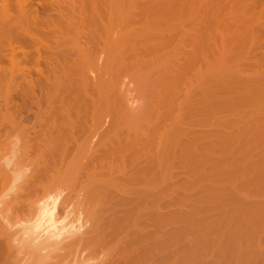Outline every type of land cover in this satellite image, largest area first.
Segmentation results:
<instances>
[{"label":"rangeland","instance_id":"rangeland-1","mask_svg":"<svg viewBox=\"0 0 264 264\" xmlns=\"http://www.w3.org/2000/svg\"><path fill=\"white\" fill-rule=\"evenodd\" d=\"M23 1L26 5H29L27 4L28 1L26 0ZM41 1L40 3H42ZM69 1L70 3L72 2L71 0ZM69 1L67 0L68 3L66 2L67 3L66 8L68 5L70 9L72 7L74 8V6L81 9L79 7L80 6L79 3L81 2L78 3V1L80 0H78L77 2L73 0L74 1V3L72 2L73 5H71ZM139 1L140 0H138L136 3H133L130 0L131 4L129 5L133 6V7L131 6L132 7L131 10L133 11V20L131 17L132 15L128 14L130 11L127 12L126 9L122 7H121L122 9H125L123 10V12L125 13L126 11V13L122 15L123 12L120 9L117 10L118 11L117 13L120 14L117 15V17L113 16L115 19L117 18L119 20L121 19L120 21L116 20L118 21V23L114 21V26H113L114 29H116L115 27H117L119 34L121 33L122 30L123 31L125 30V27L123 25L130 24L129 25L130 27L133 25L131 28L136 30L135 32L134 30L130 29V27L128 26L129 27L128 35L131 40L128 38L127 34L126 37L129 39V42L128 39L124 37L125 34L121 33L123 36L121 40L125 38L124 43L126 44L123 45H126L127 49L131 45V43H133L132 40L135 41L134 45H136V41L143 37L141 34L144 31L147 32L143 33V35H147L146 36L147 39L150 40H152L151 36L153 35V32L155 35L157 32L154 30V28L156 30L158 29L157 32L158 34L160 33V31H162V28L160 27L157 28V27L161 25L163 22L160 24L159 21V24L157 23V27L151 24L154 23L155 22L154 20H157V18L153 17L155 15L151 11L149 12V9L141 7ZM205 1L207 0H204L203 2ZM238 1L243 2L244 0H236V1L221 0V2L219 1L220 2L219 7H217L216 5L215 7H213L215 9L212 8V10H208L206 14L207 16L205 15V17H208L207 19H209L208 20L209 22L208 23L205 22V23L209 24L212 27L211 28L209 25H208L209 27L207 26L209 28L208 30H210L209 36L213 34L211 36V39L209 37L210 46L212 45L211 47L212 51L210 50V59L212 63H214L211 64V66L213 65L214 67L212 68L214 70L216 68L215 71H217L215 72L212 68L210 70V75H211V71L213 70L212 73L214 72L215 73L214 75L213 74L212 75L216 77L215 78L216 81H215L213 76L211 75L213 79L210 77V80H212L213 82L209 84L210 88L208 87L209 88L207 89L208 91L206 90L209 96L211 95L210 98L208 96V98L210 99V103L206 105L209 101L206 103V101L208 100L207 95H206L207 98L206 100V98L203 97V93H202V97L205 100L206 104L203 105L202 102H204V100L201 99L202 101L200 100L199 102H201L202 106L204 107H202L200 103H198L199 106L197 105L198 101H196L197 100L196 98L199 97L200 92L199 94H197L198 97H195L194 96L195 92L193 93L192 90L190 89L191 87L192 89L194 88L196 89V85H193L194 80H191L192 77L194 79L195 72L194 74L189 73L193 69H190L189 71L186 69L187 71L185 70L186 72H183V74L181 75L183 79L181 76H179L177 79V84L175 83L170 88H165L168 91L170 90L171 95H173L172 93L175 90L178 92L180 91V93H177L175 97L176 100H177V96L180 95L179 97L181 98L182 94L187 95V97L189 95H193L195 97V99L193 98V100L196 101L195 104L198 107L195 104H193L192 107L195 106L196 110H199L201 107L209 108L210 110H208L207 114L210 116V118L208 117L210 121H208L207 117H204V115L206 116V114L203 115L204 111L202 108H201L202 111H200L201 109L199 111L200 114L204 117V119L199 113L197 114V111L195 112V110H194L195 114L193 115L192 114L193 110H190V108L187 106L189 105L188 104L189 101L186 104L187 100L186 98L184 100L183 99L184 97L182 98L184 100L183 101L184 103L183 102L180 103H182L185 106L183 107L182 104L179 105L180 103H178L177 105L179 107L178 108L176 106L177 102L175 104L173 102L174 105L172 104L171 109H169V107L166 108L169 110V112L168 111L166 112V110H162L163 106L164 107L166 106L164 105V103L165 102L168 103L167 96L164 97V99L167 98L166 99L167 101L166 100L164 101V99H162L161 105L160 102H158L157 99H155L154 97V100L157 101V105H156L157 109L160 110L161 107L159 108V106H162L161 110L163 112L159 111L157 117L156 114H153L156 113V109H152L155 107V103H153L154 104L153 106L152 102L150 101L152 98L151 96L152 95L155 96L154 93L158 88L162 90L164 88L160 87L159 84H156L155 82L150 83V82H145V80L149 81V79L153 77L154 74L152 75V72L155 70L154 68L159 66L160 64L162 65L164 60L162 61V63H160L159 61L160 63V64L158 63L159 65L156 64L154 66H150V65L147 66V67H152L153 69L150 68V70L152 69L153 71L151 70L152 71L150 72L151 76L147 75L146 77L147 79L145 80L143 79L144 76H141L139 72L140 70L138 69L137 66H136L137 67L136 70L138 71L137 73L138 75L140 74L139 76L138 75L135 76L137 80L136 79L131 80V78L132 77L135 78L134 75H136V73L134 74L135 67L133 65H132L134 67L132 69L133 71L129 67H128L129 69L125 70L126 72L132 71V73L134 74V75L131 74V78H129L131 80V83L134 81L132 84L129 83L130 81L129 79L123 78V81L124 79L128 80L125 82L126 84L128 82L129 85L127 86H130L128 87L129 89L127 90L130 93L126 91L128 95L130 94L129 96L132 95L129 98V101L130 102L132 100H133L132 102L135 101L134 102L135 110L137 104L138 107L140 104H141L140 106H143L145 104L144 107L146 109H148L147 107L149 106V110H148L149 113L146 112L147 110L144 109V107L143 108L140 107L141 108L140 112L143 115L138 112L139 108L136 110L137 112L133 110V112L135 111V114L137 115L131 114L129 111L127 115L128 114L133 115V118L135 120L130 115V118L133 121L127 117V119L125 118V120L127 121L124 122L123 124V123H119L122 122L121 121L122 118L120 119L116 118L117 120H119V122L115 123L116 122L115 121L110 127H108L106 125L107 123L105 122L106 120L105 116L104 115L102 116L105 119L102 118L101 114H99L100 112L97 115V112H95L96 113L95 114L91 112L89 108H88L89 111L88 110L86 111L87 116L85 115V122H89V121L92 122L93 120L92 122L93 124L90 123L91 127H93L92 125H94V121L98 120L97 122H99V119L96 120L95 117L100 116L102 120L104 119L103 120L104 123L101 122L104 128L101 125L102 129H100L104 135L102 134V132L93 134V135L97 134V137L96 135L94 136V140L97 142L98 146L101 144H102L101 146L103 145L109 146L110 142L112 144L115 143L117 144V142L118 143L120 142L119 144L121 145V143L123 144L125 143V141L122 142L119 140H122L124 136L130 137L131 135H134L136 137L138 135L139 139H144L147 136L144 133L148 134L149 130L152 129V128H148L149 129L148 130L147 127L151 125L154 126L156 124L158 125L157 128L158 127L160 128L159 123L161 124L160 122L161 118L159 119L158 117L159 115L161 117V112L162 115L165 116L166 114L165 115L163 114L164 111L165 113L169 114V118H170V114L173 113V118L175 119H177L176 117L179 116L180 114L189 111L191 112L192 116H194L193 118H197L199 119V121L197 119H196L197 122L191 120V122H189L190 124H186L185 126L184 122L188 123V121H190L188 118L192 119L191 118L192 116L188 117L186 115L188 113L186 112V114L184 113L183 116L186 115L187 118L181 117L180 119L182 120L186 119L187 121L185 120L183 124H181L182 121L179 120V123L177 124L178 121L176 120L177 121L176 122L174 120L173 122L174 124L173 123L169 124L170 129L167 128L168 123L167 124L165 123L167 126L164 125V127H166L165 129H168L169 131L165 130L163 131V133L159 132L162 133L163 135L166 132L172 133L173 131L171 132V130L175 131L176 129L179 128L182 130L181 131L182 133L187 129L188 130L201 129L204 126L205 127L208 126L207 123L211 122L209 123V125H211L209 126V130L210 132H212L210 135L212 141H209L208 138L209 142L207 143H209L210 145L206 144V147L207 146L209 147L204 149L203 147L198 146L202 144L200 143L202 139L199 142L197 141L196 144L197 145L196 149L198 148L197 155H199L198 156L199 159L197 157L196 159L200 160L201 164H199L200 161L197 162L198 160H194L192 163H188V164L184 163L185 165L181 163L183 165L178 164L180 166H174V164H171L172 163L171 160L169 161L167 160L166 161L167 163L166 162L165 163L168 164L169 162L170 166L169 165L168 166L170 168H168V166H165L166 164H164L163 171H164V175L166 174L165 178L163 179L152 178L154 179L153 180L154 182L152 181V179L151 181L150 179H147L145 181L122 180V179L120 180V178L115 180L111 179L109 177L110 175L108 174L109 175L108 176L106 174L108 172L105 173L107 167L104 168L106 164H109L108 163L109 157L105 154V152H103L107 146L103 148L97 147L99 149L98 153L100 152L99 154L104 155L105 157L99 155L101 159L100 157H97L96 158L97 160L95 159L93 163L91 161L94 159V157L91 156L90 153L84 152L86 156L84 157V155L82 156V153L79 152L82 158L89 159V160L83 159L85 161L84 164L81 163L83 161L80 162L79 160L81 156L80 157L78 156L79 158L77 157L79 160L77 163L76 161L77 158H75L76 154L75 155L73 154L75 151L74 150L71 151L67 149L68 151H71V153L74 151L72 153V155H74L73 160L75 159L76 161V163L75 161L74 163L77 164V168L80 166L81 167L79 169H76L74 167V164L70 160L71 154L69 155L67 154L69 156L68 159L70 160V164L72 163L73 165L71 164L72 166L70 167V171H67L66 173V133H68L66 131H69L70 133V131H72V129L69 130L70 128L76 127L77 125L82 126V124L80 125L77 124L78 121L80 123L84 122V121L81 122L80 119L77 118L78 116L73 111H72L73 113L70 116L72 118V119L70 118L72 123H70V120L66 121V75L62 76L61 77L62 79L60 78V81L55 83V86L56 84L59 85V87L57 86L58 88L56 87L57 90L55 87L51 89V95L56 94L58 92L57 96H53V99L52 98L50 99L52 100V105L54 104L53 108L59 109V112L55 115V117L53 118L51 117V119L47 118L44 115V113H42L45 110L44 102L42 104L41 103L39 104L40 107L39 106L35 107V105L29 103L28 99L26 100L25 98H22L24 95H25L24 97H26L27 92L25 93V91H27L28 89L26 90L24 88L25 91L23 95L22 94L23 87H26L23 86L24 81L17 82L18 79L15 78L20 73L21 70L20 61H17L20 58L17 59L18 50H16L19 47L15 42H13L14 39H12L11 42L9 41L10 43L7 44L6 42L7 36L6 38H4L3 36V34L5 35V33H2V35H0L1 36L0 38L3 37V41L2 39H0V42L2 41L3 43V44L0 43V45L2 44L1 46H3V48L0 46V51H1L0 54H2L0 55V233L6 236V240L3 244L7 245L9 248L6 264H264V24H263L264 22H262V19H264V0H256L258 1L257 3L255 0L254 2L253 0L252 1L245 0V2L243 3H239ZM233 4L234 5L237 4V6H234ZM123 6H125V4ZM130 6L128 8H131ZM196 7L198 8V11L197 8L192 9L191 7L190 9L187 7L188 8V10L186 8L187 12L185 10H183V12L179 11V15L178 12L174 10L173 14L171 15L174 16V13L176 12L177 15H175L174 18L176 17L175 19L176 20L179 19V21L174 20V18H172L173 16L170 15L171 16L170 17L168 15L166 16L167 17L166 20L168 22H166L165 20L166 27L164 28L168 29L175 22L176 23L179 22L181 24V20L183 22L186 20L185 22H187V19L188 21H190L189 23L187 22L188 24L185 23L187 26L190 25V23L195 24L201 20L204 22L205 20L203 19L205 18H199L200 20L198 19V17H200L203 14L202 11L203 8L201 7L202 9H200V7L198 6ZM70 9L68 10L66 9L67 10L66 12L71 14V16L74 15L73 16L74 20L73 18L69 19L72 20L71 21L72 27H69V30H71L69 32V35H71L72 33L73 38L76 40L78 36L75 34H79L82 29L83 30L85 29L84 32L85 34L82 33L83 31L80 34V35L83 34V36L84 35L85 36L82 37L79 35L81 37V40H85L86 39L85 37L88 35V32H86L87 27L85 26L84 28V25L86 23L85 22L86 19L90 17L91 10H89L90 8L88 9L86 8L87 11L89 10V12L80 10L81 12L83 11L84 15H81L79 16L80 18H77L76 16L79 13L77 12L74 13V11H71L73 12L71 13L69 12ZM190 10L191 11L194 10L195 13H192ZM0 11H2V9H0ZM49 11L47 9V11L45 12L49 14ZM132 11L130 13H132ZM135 11L136 13L139 14V15L136 14L138 16L135 15ZM37 12L38 11H35L34 13ZM52 12H50V14ZM81 12L80 14H83ZM107 13L105 12L104 14ZM142 13L143 14L147 13L145 14L146 17L142 15ZM240 13L244 15H241ZM5 14L7 15V11ZM152 14L153 16H151ZM187 14L190 15L187 16ZM193 14H195V16L197 14L196 18L192 16ZM258 14L261 15L259 16ZM85 15L88 16L86 19H84L86 17ZM125 15L131 18H127ZM34 16L37 15L34 14ZM51 16L53 15L51 14L50 17ZM82 16H84L83 20H82ZM257 16L260 17V20L258 19ZM3 17L4 16L2 15L0 17V28L1 26H3L2 28L4 29L6 28V26L4 25L6 23H4L5 19ZM68 17L71 18L70 15H68ZM36 18L38 22L37 27L40 30L42 29L43 32H45L47 29L48 32L51 30L52 27L50 25H47L45 23L46 25L45 26L43 24L44 22L43 21L41 22V20L38 19V16ZM114 18L112 19V22ZM138 18L140 20V23L141 21H143V18H145L144 20L145 22L147 18L149 21H154L151 23L148 22L150 23V25H153L154 28H152L153 26L149 28L148 27L149 24L145 25V23L143 27H141L143 24L139 26L138 24L140 23ZM108 19H109V15L108 16L106 15L105 17L104 16L99 17V20L103 21L100 22L104 23L105 25L109 24V23H105V22H109L107 21ZM163 19H165V17ZM246 19L247 21H249V23L248 22L245 23ZM89 20L90 18L88 19L87 24L89 23ZM192 20L193 21L197 20V21L193 23ZM173 21L174 23L170 24ZM74 22L81 24V25L79 24V26L82 27V29L81 28H80L81 30L78 29L80 30L79 33L78 32L76 33V31H74L73 29V27L75 26ZM97 22L98 19L97 21L92 22L91 25L89 23L88 26L91 28L93 24V27L95 28L97 27L101 29L103 25H101L100 22L98 23ZM125 22L126 24H124ZM41 23L43 25H41ZM120 23H123V25H120ZM165 23H163L161 26L165 25ZM222 25H224V27ZM145 26L148 27L147 30ZM176 26H178V24ZM76 27L78 26L76 25ZM2 28L0 29V33ZM191 28H193V25ZM165 29L162 32L166 33ZM88 30L90 29L88 28ZM92 30H97V29H92ZM103 30H99L100 34H102ZM137 30L141 31L142 33L141 34L140 32L138 33ZM150 31H152L151 35L149 34ZM162 32L160 33V35L162 34ZM119 34H118V38H120L121 36V34L120 35ZM155 35H153L152 38L154 37V39L156 38L159 39L158 37L159 35L156 36ZM237 35L239 36L238 38ZM250 35L252 36V38ZM118 38L116 40L117 42L115 41L114 44L115 48L113 49L118 48L119 50V47L122 46L121 45L118 47L120 43H123V41L120 42ZM144 38L145 36L142 38V40ZM142 40H140V42ZM144 40H143L144 43L147 45L149 41H147L146 39ZM118 41L120 43H118ZM106 42L108 43V41ZM155 42L156 40L152 44L155 45ZM217 42H219L220 44ZM111 43L112 42H110V45H112ZM138 43L139 41H137V45ZM150 43L149 46H151ZM157 43L158 42H156V44ZM10 44H12L11 46H13L14 48L13 47L9 48L11 47L8 46ZM171 44L172 43L169 44L171 49L170 51L168 47L169 45H166L167 47L165 46L167 48V51H165L166 50L165 47L164 48L160 47L161 50L163 49L162 51H165V54H163V52H159L160 51L159 47H154L156 49L158 48V50L155 49L156 51H158L155 52L156 54L158 53L157 54L158 59L156 58L157 60H159V53L165 56V61H168V58L166 59V56L169 55H171L169 57H172L173 55L177 56L176 53H178L179 51L178 49L180 48L176 49L175 47H173L174 44L172 46ZM186 45L184 44L183 47L185 48ZM219 45L221 46L219 47ZM99 46H96V48L94 47L93 49L95 50L92 49L94 54L97 53L96 55L92 54V57L93 56L95 58L100 57L99 59H101L102 57L100 56L99 53V49H100ZM157 46L159 45L157 44ZM130 47H133V45H131ZM151 47L145 46V48L149 49L150 51L152 49ZM122 48H125V46L124 47L122 46ZM122 48L120 49L123 50ZM154 48L152 49L153 51H155ZM236 48L238 49V51ZM10 49H13V53H15V54L12 53V57L11 55H9V53L11 52ZM223 49H226V51L229 49V52L227 51L225 53L224 52L225 50L223 51ZM126 50L125 52L124 51L122 52L129 53V51ZM141 50L142 49H140L139 52ZM5 51H10V52L5 53ZM150 51H148V53H150ZM232 51H236L237 53ZM131 52L132 51H130V53ZM217 53H219V57ZM223 53L226 54L224 55V57H222ZM47 54L46 56H50ZM142 54H143L142 56L143 59L148 56V55L144 56L145 55L144 53ZM231 55H233V57H231ZM3 56H6V59L5 57L4 59H2ZM50 57H48V59L44 58L45 60L43 62L35 66L32 73V78L37 79V77L38 78L41 77L37 75L38 73H40L41 75L42 72L43 74H45L46 73L45 71L46 70L48 71L50 67L49 65H51L49 64V62L53 60L52 57L51 58ZM129 57H131L130 54ZM129 57L127 56L126 60L133 59L134 56L132 55V58ZM230 58L233 59L231 60ZM99 59H98L99 62L96 59L97 64L100 63ZM145 59H148V57ZM10 61L12 64L10 63ZM92 61L90 60L89 63L91 62V65L95 64L94 66L89 65L87 61L85 67L86 70H88L87 68H89V72L91 71L90 74L92 73L93 75L95 71H97L99 64L96 67V63ZM131 62L129 61L128 63ZM217 66L219 69H221V71L217 68ZM16 70L17 71L19 70V72H17ZM144 70L145 72H148L146 71V69ZM202 70L204 71V68ZM141 71L142 73H144L143 70ZM122 74L123 72H121L120 75L122 76ZM128 75H130V72L129 74L128 73L126 74V77ZM183 75H185V77L187 78L189 77L190 78L189 80L191 81H189ZM140 76L142 78H139ZM197 78L195 79V83ZM185 79H187L189 83L191 82V84L188 83L185 84V82L183 83L182 80ZM178 80L180 81V83H178L179 82ZM139 81L141 82L142 85L139 84L140 83ZM142 81L144 82L142 83ZM136 82L138 84H136ZM26 84L28 85L29 83ZM147 84L150 86L153 85L155 87L152 88L153 91L155 90L154 93H151L152 89L149 88L150 86H148ZM187 85H189L190 88L187 87ZM18 87L20 88V90ZM34 87H35L34 89L35 92L37 86ZM173 87L175 88V90L173 89ZM179 88H183V89L178 90ZM31 89L29 91H31ZM188 89H190L193 94H189L190 90ZM210 89L212 90V92H210ZM187 90L189 92H187ZM37 91L35 92V94L37 93L40 94L39 89H37ZM52 91H56V93ZM63 92L65 93L64 96H63ZM150 93L152 95L147 96ZM133 95L135 96L133 97ZM191 98L192 96L190 97V99ZM145 100L146 101L149 100V102H151L150 103L151 106L149 105V102H146ZM154 100L152 98V101ZM143 101L145 102L143 103ZM178 101H181V99L180 100L178 99ZM22 102L25 103V106H23L24 104H22ZM147 103L148 106L146 105ZM43 105L44 107H42ZM22 106L24 108L26 107L27 108L24 109ZM54 106L57 107L55 108ZM38 107L40 109L42 107L43 111L41 112ZM150 108L152 109V111ZM99 109L100 111L102 110L101 111V113L103 112L102 114L105 113L103 109L101 108ZM210 111L211 114H209ZM37 112L39 113L41 112L39 115L37 114L39 117L35 115ZM80 113H82V111ZM145 114L146 115L153 114V116L155 115L154 120L156 119V121L152 120L154 121V123L151 122L153 123L151 124L150 121L151 119H153L151 118L153 116L149 115L151 118L149 119V116L148 115L146 116ZM174 114H178V115L175 116ZM191 114L189 113V115ZM197 115L199 116V118ZM137 116L138 117L140 116L139 117L140 119L137 120ZM120 117H123L122 120L124 121V116H120ZM142 118L143 120L145 118L147 120L149 119L150 125L148 121L145 120L146 121V122L144 121L145 124L147 123L149 126L144 127L145 125H143V128L141 127L140 129L139 128L140 126L138 127V125L142 126V124H144V122H142L143 120H141ZM169 118L166 115L164 122H166V119H168L167 121L170 122L171 120H169ZM88 119H92V120L88 121ZM206 119L207 122L205 121ZM44 121H46L47 124H51L48 131L50 133H53V137L51 138L47 137L43 141L41 140L42 138L40 137L37 138L35 136H36V132L39 131L40 128L42 127L41 125L44 124ZM201 121L205 122L207 125L203 124L202 126L200 124ZM66 122L67 123L69 122L68 125L73 124V122L74 124L71 125L70 128H68ZM75 123L77 125H75ZM88 124L89 123H86V127L90 128ZM97 124L98 123H96V126H99L100 122L99 125ZM134 124L137 125V127H135ZM182 125H184L185 128ZM78 126L76 127V129H74L76 134H74V130L73 132H71V134L73 133L72 134L73 137L78 133L80 134L82 130H84V132H86L87 130L85 124H83L82 126L83 128L85 127L84 129L78 128ZM96 126L94 127L96 128ZM66 127L68 128V130H66L67 129ZM181 127L184 128V131ZM144 128L147 130H145ZM154 128L156 129V126H154L153 129ZM77 129L78 130L82 129V130L81 132L80 130L79 132H76ZM110 129L112 130L114 129L116 131L114 130L110 131ZM137 129H140V131L144 129V131L146 132L143 131L142 132L145 135V137L143 135H142L143 137H141L140 136L141 132H139ZM160 129L159 131H162ZM89 130H92V128ZM179 130L177 133L178 135H176L179 136L178 138H180V135L182 136V133ZM84 132L82 134H84ZM135 132H137V135L132 134ZM156 133H158V131ZM156 133L154 134V136L157 135ZM159 135L160 134H158V136ZM158 136L156 138H158ZM166 136H169L168 139L172 137V135L170 134L167 135V133ZM119 137L121 139H119ZM129 137L128 139L127 138L124 139L126 140V143L128 141L132 142V140L136 139V138L135 139L132 138L131 136L132 140H130L131 138L129 139ZM116 138H118L117 141ZM174 138L175 135L173 132V139ZM178 138H176V140L174 141L170 139L171 141L169 140L168 142L166 141L167 139H165L164 141H160L161 138H159L160 142H157V144L167 145V143H169L170 146L172 145L175 146L179 140ZM153 139L154 137H152V140ZM112 140H114L115 142H112ZM157 140L158 139L153 140L152 142L154 141L156 142ZM155 144L156 143H153V145ZM203 144L205 147L204 142ZM166 145L165 148H167ZM69 146L71 145L69 144ZM170 149L171 147L169 148V150ZM207 149L211 150V154L208 153L209 150L207 151ZM169 150H167V152ZM166 155L167 153H165L164 157L168 159L169 156L167 157ZM206 155H208L207 158L205 157ZM90 156L93 158L91 159L88 158ZM106 156H107V160L105 159ZM129 156L125 159L126 165H128L127 161L132 160ZM131 157L133 158L135 156H131ZM163 160L165 159L163 158ZM208 160L210 161L209 163H211L210 165L206 164ZM79 162L80 165H78ZM95 162L98 163V166L96 165ZM99 163L100 164L102 163V166L99 165ZM114 163L119 164L120 161L115 160ZM196 163H198L199 165H202V163L205 164V168L204 165L200 167L193 166ZM93 164L96 166H93ZM72 167H74L75 169H73ZM170 173L172 175H170V177H167V174L169 176ZM188 173L189 175L191 174L192 180L190 178L186 179ZM116 174L117 173H115L114 175ZM189 175L187 177H189ZM6 178L9 179L7 185H5ZM173 178L174 179L178 178V179L173 180ZM133 181L135 183H132ZM139 183L140 184L143 183V184L140 185ZM154 190L155 191L159 190V192H162V194L158 197L155 196L157 198H154L150 194Z\"/></svg>","mask_w":264,"mask_h":264},{"label":"bare ground","instance_id":"bare-ground-1","mask_svg":"<svg viewBox=\"0 0 264 264\" xmlns=\"http://www.w3.org/2000/svg\"><path fill=\"white\" fill-rule=\"evenodd\" d=\"M26 1H28L27 2V4H29V5H26L25 3H24V1L23 0H0V2H1V5H0V9H2V11L5 9L6 11H7V15L5 14L6 13V11H5V13H4V11H3V13H2V11H0L1 13H0V17H1V15L2 16H4L3 18L5 19L4 21V23H6V24H4L5 26H6V28H2L3 26H1V28H2V30H1V33H0V35H2V33H5V35L3 34V36H4V38H6V36H7V40H6V42H7V44H9L10 42H11V40L12 39H14L13 40V42H15L16 44H17V46L20 48V50H19V48L18 49H16V50H18V58L17 59H19V60H17V61H20V65H21V70H20V73L15 77V78H17L18 79V81H17V79H16V81L17 82H19V81H24V84H23V86H26V87H23V95H24V91H25V89L27 90V91H25V93H26V97H24L23 95V97L22 98H25L26 100L28 99V101H29V103L30 104H32V105H35V107L36 106H39L40 107V103L42 104L43 102L45 103V110H44V112H42L43 111V109H42V107H44V105L41 107V109L39 108V110L42 112V113H44V115L47 117V118H50L51 119V117L53 118V117H55V115L59 112V109H57L55 106V108L56 109H54L53 108V105H52V100L50 99V98H52L53 99V96H57L58 95V92L56 93V91H52V92H54V93H56V94H52L51 95V89L52 88H56L57 86L59 87V85H57L56 84V86H55V83H57L58 81H60V78L62 77V76H65L66 75V121H69L70 120V123H72L71 122V114L74 112L78 117V119H80V121L81 122H83V123H80L79 121L77 122V124H82V126H83V124H85V127H86V123H89L88 124V126L90 127V128H88V127H86V132L89 130V129H91L92 128V130H89L87 133L86 132H84V130H82V129H84L82 126H78L76 123H75V125H77L78 126V128H82L81 130H82V132H81V130H80V134L81 135H84V136H81L79 133V135L77 136V135H75L74 137H73V133L71 134V132H73V130L74 129H76V127H73V128H70V126L71 125H73L74 124V122H73V124H69L68 125V123L66 122V124L68 125V128H70L69 130H71L72 129V131H70V133H69V131H66V132H68V133H66V173H67V171H70V167L74 164V167L76 168V169H79L80 167H78L77 168V164H75L76 163V161H77V163H78V161L80 160V162L81 161H83V162H81V163H83L84 164V160L83 159H85V160H89V159H87V158H82V156L84 155V157H86L85 156V153H90V155L91 156H93L94 157V159L91 161L92 163H93V161H95V159L97 158V157H100V156H104V155H100L99 153H98V148L97 147H100V148H103V147H105V146H107V145H103V146H101V145H99L98 146V144H97V142L94 140V136L96 135V137H97V134H95V135H93L94 133H101L102 131L100 130V129H102L101 128V125H102V127H103V124H101V122L102 123H104L103 122V120L106 118V120H105V122L107 123L106 125L108 126V127H110L112 124H113V122H115V123H118L119 122V120H117V119H120V118H122L123 119V117H120V116H124V121L121 119V121L122 122H119V123H123L124 124V122H126L127 120H125V118L127 119V117L130 119V120H132L131 118H130V115L131 114H135V111L138 109L139 111V113H141L140 111H141V108L140 107H144V105L143 106H140L139 105V107H138V104L136 105L137 107H136V110L134 109V102H130L129 101V98L132 96H129L128 95V93H126V91L129 89L128 87H130V86H127V85H129L128 84V82H127V84H126V82L125 81H128V80H126V79H129V78H131V74H133L132 73V69L135 67V71H134V74L136 73V75H134V77L135 76H137L138 75V71L136 70L137 69V67H138V69L140 70L139 72H140V74H141V76H144V80L145 79H147L146 77H147V75H150L151 76V74H150V72H152L153 70V68L152 67H147L148 65H150V66H154V65H156V64H158L159 63V61H160V63H162V61H163V64L161 65L160 63V65L159 66H157V67H155L154 69V71L152 72V75H153V77H149L150 79H149V81H146L145 80V82H155L156 84H159V86L160 87H163L164 89L165 88H170L171 86H173L175 83L177 84V79H178V77L179 76H181L182 74H183V72H186L187 70L189 71L190 69H193L191 72H189L190 74L192 73V74H194V72H195V77L197 78V80H196V83H195V77H194V79H193V77H192V79L191 80H194L193 81V85H196V89L194 88V89H192V87L190 88L189 87V85H187V87H189L191 90H192V92L194 93V96L195 97H198V95L197 94H199V92H200V94H201V96H200V94H199V97L198 98H200V99H198V98H196L197 100L196 101H198L197 102V105L199 106V104L198 103H200L201 104V106H202V103H203V105L204 104H206L208 101V103L206 104V105H208L209 103H210V96H209V94H208V90L207 89H209L210 87V83L211 82H213L212 80H210V77H211V75L213 74L214 75V73L215 72H217V71H215L216 70V68H215V70L212 68V67H214L213 65L211 66V64H214V63H212V61H211V59H210V50H211V47H212V45L210 46V41H209V37H210V39H211V36L213 35H210L209 36V34H210V30H208L209 28V24H206V23H208L209 21V19H207L208 17H205V15L207 14V11L208 10H212V8L213 7H215L216 5H217V7H219V5H220V2H221V0H207V1H205V2H203L204 0H140L139 1V3H140V6L141 7H144V8H146V9H149V12L151 11L155 16H153V14L151 15V16H153V17H155V18H157V20H154V18H153V20L156 22H154V21H149L148 20V18L146 19V22L144 21L145 20V18H143V21H141V23H140V20H139V18H138V20H139V23L140 24H138L139 26L141 25V24H143L141 27H143L144 26V23H145V25H148V27L150 28V27H152L153 25H155L156 27H157V23L159 24V21H160V24L163 22V23H165V20L167 19V17L166 16H170L171 14H173V12H174V10L175 11H177L178 12V15H179V11L180 12H183V10H185L186 11V8L188 7V8H190L191 9V7H192V9L193 8H197L196 6H198V7H200V9H202L203 8V14L200 16V17H198V19L199 18H205V19H203V20H205L204 22L201 20V21H198L197 23H195V24H192V23H190V25H186L185 23H189L190 21H188V19H187V22H183L182 20H181V24L179 23V22H175L174 23V21L172 22V23H170V24H173L172 26H174V27H172V26H170L168 29H165L164 27H166V23H165V25H163V26H161V25H159L157 28H162V31H164V29H165V31H166V33H164V32H162V31H160V33L162 32V34L160 35V33L158 34L157 32H158V29L156 30L155 28H154V26L152 27V28H154V30L155 31H157L156 32V35H159L158 37H159V39H157L156 37V39H154V37L152 38V36L153 35H155L154 34V32H153V35L151 36V39L152 40H150V39H147V35H143V33H145V32H147V31H144L143 33L141 32V31H139V30H137L138 31V33L140 32V34L144 37L145 36V38L144 39H146L147 41H149V43L151 44V46H153L154 44H152L155 40H156V42H158L157 44L159 45V46H157V44H156V42H155V45L153 46V47H151V46H149V43L148 42H146V43H148L147 45L144 43V41L142 40V38H140V39H138L137 41H139V43H138V45H137V41H136V45H134L135 44V41L134 40H132L133 41V43H131V45H133V47H128V49H127V46L126 45H123V44H126V43H124V39L125 38H127L126 37V34L128 35V28L130 27L129 25H123V23H120V25H123L124 27H125V30L122 32L121 31V33L122 34H125L124 35V39L123 40H121V38L123 37L122 36V34H121V36H120V38H118V34H119V31L117 30V27H115L116 29H114V21L115 22H117L118 23V21H120L118 18L117 19H115L114 17L116 16L117 17V15H119L120 13H117L118 11L117 10H120L121 9V11L123 12V10H125L126 9V11L128 12V11H132L131 9H132V7L129 5V4H131V2H133V3H136L137 1L135 0V2H134V0L132 1L131 0V2H130V0H128V3H127V0H125V2H124V0H80V1H78V0H74V1H78V3L79 2H81V3H79L80 4V8L81 9H79L78 7H75L74 6V8L72 7L71 9L68 7V5H67V8H66V4L68 3L67 2V0H39V1H37V0H26ZM36 1V2H35ZM40 1L42 2V3H40ZM69 1V0H68ZM73 3H74V1L73 0H71ZM220 1V2H219ZM231 1V0H230ZM236 1V0H235ZM252 1V0H251ZM256 1V0H255ZM67 2V3H66ZM70 3V1H69V3L71 4V5H73V3ZM130 2V3H129ZM239 3H243V2H245V0L243 1V2H240V1H238ZM253 2H254V0H253ZM258 1H256V3H257ZM261 2V1H260ZM78 3H77V6H78ZM132 3V4H133ZM69 4V5H70ZM125 4V6H123ZM225 4H226V2H225ZM230 4V3H229ZM250 4V3H249ZM258 4H260V3H258ZM75 5V4H74ZM139 5V4H138ZM234 5V4H233ZM239 5H242V4H239ZM238 5V6H239ZM131 7V8H128V7ZM225 6H228V5H225ZM232 6V5H231ZM234 6H237V4L236 5H234ZM250 6V5H249ZM71 7V6H70ZM125 8V9H122V8ZM139 7V6H138ZM140 7V8H141ZM202 7V8H201ZM216 7V8H217ZM230 7V6H229ZM228 7V8H229ZM252 7V6H251ZM49 8H50V11H49ZM78 10H77V9ZM88 8H90L89 10H91V14H90V20H89V23H90V25H91V23L92 22H94V21H97V19H98V22H100L101 20H99V17L100 16H108L109 15V19L107 20V21H109V22H105V20H104V22L105 23H109L108 25L106 24H104V23H101V22H103V21H101L100 22V24L101 25H103V27L101 28V29H99V28H95V27H93V24H92V27L90 28L88 25H89V23L87 24V22H88V19L89 18H87L88 16H86L85 18H84V16H82V20H83V18L84 19H86V23H85V25H84V28H85V26L87 27L86 29H87V31L86 32H88V35L84 38L85 40H81V37L80 36H82V37H84L83 36V34L82 35H80L81 34V32L82 33H84L85 32V29L83 30L82 29V27H80L79 26V24L80 23H75L74 22V24H75V26L73 27V29H74V31H76V33L78 32L79 33V31H80V33L79 34H75V35H77L76 37H77V39L79 38L80 40H81V42H80V40L78 41L77 39L75 40L74 38H73V34L71 33V35H69V32L71 31V30H69V27H72V25H71V21L72 20H69V19H72L73 18V16H71V14H69L68 12H66L68 9H70V11L69 12H71V11H74V13H79V14H77V18H80L79 16H81V15H84V13H83V11L81 12L80 10H84V11H87V9ZM188 8H187V10H188ZM236 8H238V7H236ZM242 8V7H241ZM240 8V9H241ZM41 9V10H40ZM47 9H48V11H49V14H50V12H52L51 14L53 15V16H51L52 18H54V19H52L51 17H50V15L49 14H47L45 11H47ZM52 9V10H51ZM67 9V10H66ZM73 9V10H72ZM86 9V10H85ZM103 9V10H102ZM128 9V10H127ZM143 9V8H142ZM213 9H215V8H213ZM232 9V8H231ZM89 10L87 11V12H89ZM107 10V11H106ZM221 10V9H220ZM219 10V11H220ZM244 10H246V9H244ZM35 11H38L37 13H34ZM40 11V12H39ZM100 11V12H99ZM126 11H125V13H126ZM191 11V10H190ZM195 11H196V9H195ZM197 11H198V8H197ZM202 11H201V13H202ZM218 11V12H219ZM222 11V10H221ZM229 11V10H228ZM237 11V10H236ZM240 11V10H239ZM80 12L81 13H83V14H80ZM86 12V13H87ZM107 13V14H104V13ZM120 12V11H119ZM128 13L129 15H132L131 17H132V20H133V11H132V13ZM139 12V11H138ZM141 12V11H140ZM143 12V11H142ZM145 12H147V11H145ZM187 12V11H186ZM192 13H195L194 12V10L193 11H191ZM216 12V11H215ZM217 12V13H218ZM234 12V11H233ZM248 12V11H247ZM262 12V11H261ZM36 14L37 16H38V19L39 20H41V22L43 21L44 23V25H45V23L47 24V25H50L52 28H51V30L48 32V29L45 31V32H43V30H42V32H41V30L37 27V16H34V14ZM54 13V14H53ZM71 13H73V12H71ZM100 13H102V14H100ZM124 12L122 13V15L123 14H125ZM176 13V12H175ZM174 13V16L175 15H177V13L175 14ZM197 13V12H196ZM231 13V12H230ZM246 13V12H245ZM5 14V15H4ZM136 14H138V13H136V11H135V15ZM145 14H147V13H142V15H144L145 17H146V15ZM149 14V13H148ZM182 14V13H181ZM180 14V15H181ZM241 14V13H240ZM251 14V13H250ZM263 14V13H262ZM68 15H70V17L71 18H69L68 17ZM139 15V14H138ZM138 15H136V16H138ZM141 15V14H140ZM141 15V16H142ZM188 15H190V14H187V16ZM213 15V14H212ZM215 15V14H214ZM235 15H237V14H235ZM241 15H244V14H241ZM253 15V14H252ZM255 15H257V14H255ZM259 15V14H258ZM261 15V14H260ZM259 15V16H260ZM67 16V17H66ZM114 16V17H113ZM126 16V15H125ZM125 16H123V17H125ZM135 16V17H136ZM171 16H173V15H171ZM170 16V17H171ZM174 16L172 17V18H174ZM194 18H196V16H197V14H196V16H195V14H193L192 15ZM207 16V15H206ZM208 16H209V14H208ZM216 16H217V14H216ZM6 17V18H5ZM114 18V20H113V22H112V19ZM127 17V16H126ZM131 17H127V18H131ZM140 17V16H139ZM165 17V19H163V18ZM191 17V16H190ZM211 17V16H210ZM239 17V16H238ZM256 17V16H255ZM258 17V16H257ZM176 18V17H175ZM174 18V20H176ZM187 18V17H186ZM189 18V17H188ZM237 18V17H236ZM254 18V17H253ZM253 18H251V19H253ZM152 19V18H151ZM161 19V20H160ZM191 19H193V18H191ZM212 19V18H211ZM255 19V18H254ZM258 19L260 20V17H258ZM73 20H74V18H73ZM116 20H118V21H116ZM135 20V19H134ZM148 20V21H147ZM190 20V19H189ZM200 20V19H199ZM249 20V19H248ZM176 21H179V19L178 20H176ZM193 21V20H192ZM191 21V22H192ZM197 21V20H196ZM196 21H193V23L194 22H196ZM235 21V20H234ZM252 21V20H251ZM256 21V20H255ZM97 22V23H98ZM135 22H138V21H135ZM143 22V23H142ZM148 22H154V23H151V24H153V25H150V23H148ZM166 22H168L167 20H166ZM183 22V23H182ZM206 22V23H205ZM231 22V21H230ZM249 23V21H247V19H246V22L245 23ZM254 22V21H253ZM252 22V23H253ZM262 22H264V19H262ZM187 23V24H188ZM259 23V22H258ZM261 23V22H260ZM42 23H41V25H43ZM124 24H126V22L124 23ZM169 24V23H168ZM178 24V26H176ZM224 24V23H223ZM238 24H240V23H238ZM264 24V23H263ZM3 25V24H2ZM40 25V24H39ZM40 25V26H41ZM76 25L78 26V27H76ZM81 25V24H80ZM105 25V26H104ZM132 25V24H131ZM192 25H193V28H191L192 27ZM209 25V26H208ZM228 25V24H227ZM230 25V24H229ZM251 25V24H250ZM4 26V27H5ZM46 26V25H45ZM83 26V25H82ZM108 26V27H107ZM129 26V27H128ZM133 26V25H132ZM131 26V27H132ZM195 26H197V27H195ZM208 26V27H207ZM223 27H224V25H222ZM226 26V25H225ZM241 26V25H240ZM248 26V25H247ZM130 27V29H132ZM146 27V26H145ZM148 27H146V30H147V28ZM211 27V26H210ZM227 27V26H226ZM237 27H239V26H237ZM254 27V26H253ZM259 27V26H258ZM0 28V29H1ZM81 28V29H80ZM88 28L90 29V30H88ZM103 28H104V30H103ZM120 28V27H119ZM212 28V27H211ZM242 28H243V25H242ZM250 28V27H249ZM46 29V28H45ZM78 29H80V30H78ZM92 29H99V30H103V32H102V34H100V32H99V30H98V32H97V30H92ZM121 29V28H120ZM132 30H134V29H132ZM149 30H151V29H149ZM193 30V31H192ZM223 30V29H222ZM258 30V29H257ZM90 31V32H89ZM96 31V32H95ZM135 32H136V30H134ZM133 31V32H134ZM152 31H153V29H152ZM152 31H150V35H151V32ZM149 32V31H148ZM225 32V31H224ZM230 32V31H229ZM247 32V31H246ZM245 32V33H246ZM249 32V31H248ZM75 33V32H74ZM93 33V34H92ZM96 33V34H95ZM116 33V34H115ZM221 33V32H220ZM235 33V32H234ZM257 33V32H256ZM85 34V33H84ZM89 34H90V36H89ZM119 34V35H120ZM134 34V33H133ZM239 34V33H238ZM80 35V36H79ZM101 35V36H100ZM111 35H112V37H111ZM155 35V36H156ZM230 35H232V34H230ZM240 35H242V34H240ZM248 35V34H247ZM254 35V34H253ZM89 36V37H88ZM219 36V35H218ZM217 36V37H218ZM221 36H222V34H221ZM234 36V35H233ZM251 36V35H250ZM1 37V36H0ZM104 37V38H103ZM220 37V36H219ZM235 37H236V35H235ZM239 36L237 35V38H238ZM256 37H257V34H256ZM256 37H254V38H256ZM117 38H118V40L121 42V41H123V43H120L119 41H118V43H120L119 45H118V47L119 46H125V48L127 49H125V48H122V46L121 47H119V50H118V48H116V49H113V48H115L114 47V44H115V41L117 40ZM128 38L130 39V37H129V35H128ZM127 38V39H128ZM132 38V37H131ZM251 38H252V36H251ZM0 39H2V41H3V37L2 38H0ZM83 39V38H82ZM100 39V40H99ZM103 39V40H102ZM126 39V40H127ZM129 39H128V42H129ZM135 39H137V38H135ZM240 39H242V38H240ZM244 39H245V37H244ZM243 39V40H244ZM98 40V41H97ZM125 40V41H126ZM131 40V39H130ZM140 40H142L141 42H140ZM154 40V41H153ZM2 41L0 42V43H2ZM10 41V42H9ZM43 41H44V43H43ZM84 43H83V42ZM102 41V42H101ZM106 41H108V43L106 42ZM153 41V42H152ZM187 41V42H186ZM214 41V40H213ZM71 42V43H70ZM102 44H101V43ZM110 42H112L111 44L112 45H110ZM117 42V41H116ZM143 42V43H142ZM174 42H176V43H174ZM181 44H180V43ZM185 42V43H184ZM229 42V41H228ZM247 42V41H246ZM15 43H13V44H15ZM100 43V44H99ZM106 43V44H105ZM141 43V44H140ZM170 43H172L171 44V46L173 45V47H175L176 49L177 48H180V49H178L179 51H178V53H176V55L177 56H175V55H173L172 57H169V56H171V55H169V56H166V59L168 58V61H165V56L163 55V54H165V51H167V46L166 45H169ZM180 45H179V44ZM186 43H187V45H186ZM217 43H219V42H217ZM227 43V42H226ZM3 44V43H2ZM1 44V45H2ZM104 44V45H103ZM145 44V45H144ZM176 44V45H175ZM185 44L186 46H187V48H186V46H185V48L183 47V45ZM220 44V43H219ZM228 44V43H227ZM0 45V46H1ZM12 44H10V45H8V46H11ZM99 45H102V46H99ZM140 45H143V46H140ZM182 45V46H181ZM45 46V47H44ZM96 46H99L100 47V49H99V53H100V56L102 57L101 59H99V58H95L94 56V60H93V57H92V54H94L93 53V50H95V49H93L94 47L96 48ZM136 46H138V47H136ZM145 46H148V47H151L152 49L154 48V47H159V49H160V51L159 52H163V54H161V53H159V60H157L158 59V53L156 54L155 52H158V51H156V50H158V48L156 49V48H154V50L155 51H153L152 49H151V51H152V53H155V54H152L151 53V51L149 50V49H147V48H145ZM166 46V47H165ZM177 46V47H176ZM179 46V47H178ZM221 45H219V47H220ZM224 46V45H223ZM240 46V45H239ZM2 48H3V46H1ZM13 46H11V47H9V48H12ZM98 47V48H99ZM105 47V48H104ZM134 47H136V48H134ZM141 47V48H140ZM163 47H165L166 48V50L165 51H162L161 50V48ZM169 47V51L171 50L170 49V45L168 46ZM213 47H214V45H213ZM227 47V46H226ZM231 47V46H230ZM249 47V46H248ZM5 48V47H4ZM14 48V47H13ZM120 48H122L123 50H121ZM181 48H182V50H181ZM184 48V49H183ZM218 48V47H217ZM232 48V47H231ZM8 49V48H7ZM7 49H5V50H7ZM93 49V50H92ZM106 49V50H105ZM140 49H142L140 52H139V50ZM227 49V48H226ZM226 49H223V51L226 53L227 51L229 52V49L226 51ZM237 49V48H236ZM262 49V48H261ZM2 50V49H1ZM11 50V52L10 51H5V53L6 52H10L9 53V55H11V57H12V53H13V49H10ZM16 50H14V51H16ZM106 52H104V51ZM114 50V51H113ZM118 50V51H117ZM125 50L126 51H129V53L128 52H126V53H123L122 51H124L125 52ZM181 50V51H180ZM218 50V49H217ZM221 50V49H220ZM235 50V49H234ZM130 51H132L131 53H130ZM148 51H150V53H148ZM212 51V50H211ZM214 51V50H213ZM237 51H238V49H237ZM1 52V51H0ZM50 52V53H49ZM103 54H102V53ZM218 52H220V51H218ZM232 52H235V53H237L236 51H232ZM20 53V54H19ZM47 53H49V54H47ZM98 53V54H99ZM142 53H144L145 55L144 56H147L148 57V59H145V58H147V57H145L144 59H143V54ZM3 54H4V52H3ZM13 54H15V53H13ZM46 54L47 55H50L51 57H52V61L51 62H49V64H51V65H49L50 67H49V69H48V71L46 70L44 73L45 74H43V72L41 73V75H40V73H38L37 75L38 76H41V77H37V79L36 78H32V73H33V70H34V68H35V66L36 65H38L39 63H41V62H43L45 59L44 58H46V59H48V57H50V56H46ZM97 54V53H96ZM96 54H94V55H96ZM102 54V55H101ZM129 54H130V56L131 57H129ZM134 56L133 57V59L134 58H136V56H137V58L136 59H134V61H133V59H128V60H126L127 59V56L129 57V58H132V55ZM138 54H139V57H138ZM0 55H2V54H0ZM104 55V56H103ZM164 56V57H161V56ZM217 55H218V57H219V53H217ZM222 55V54H221ZM224 55H226V54H224L223 53V55H222V57H224ZM229 55V54H228ZM20 56V57H19ZM154 56V57H153ZM175 56V57H174ZM235 56V55H234ZM4 57H5V59H6V56H3V58L2 59H4ZM50 57V58H51ZM96 57H98V56H96ZM161 57V58H160ZM221 57V56H220ZM231 57H233V55H231ZM7 58H8V56H7ZM157 58V59H156ZM172 58V59H171ZM10 59V58H9ZM8 59V60H9ZM96 59H97V61H98V59L100 60V63H96L97 61H96ZM154 59V60H153ZM160 59H162V60H160ZM213 59V58H212ZM231 59V58H230ZM233 59V58H232ZM231 59V60H232ZM11 60V59H10ZM14 60V59H13ZM92 61V62H95L96 63V67H97V65H98V68H97V71H95V73L92 75V73L90 74V72H89V68H87L88 70H86V62L88 61V63H89V61ZM155 60H157V61H155ZM126 61H132L131 63H128V62H126ZM136 61V62H135ZM152 61H155V62H152ZM99 62V61H98ZM149 62H151V63H149ZM157 62V63H156ZM166 62H167V64H166ZM10 63H11V61H10ZM136 63V64H135ZM12 64V63H11ZM19 64V63H18ZM130 64H131V66H130ZM137 64H139V65H137ZM251 64V63H250ZM89 65H91V62L89 63ZM95 65V64H94ZM93 64L91 65V66H94ZM129 65V66H128ZM134 67H133V66ZM216 65H217V63H216ZM137 66V67H136ZM16 67V66H15ZM132 70V71H125V70H127V69H129V68ZM142 67V68H141ZM145 67V68H144ZM191 67V68H190ZM20 68V67H19ZM146 69V71H148V72H145V70L144 69ZM150 68H152L151 70H150ZM204 68V71L202 70V69ZM211 68L215 71L214 73H212L213 72V70L211 71V75H210V70H211ZM217 68H218V66H217ZM221 68V67H220ZM14 69V68H13ZM148 69V70H147ZM187 69V70H186ZM196 69V70H195ZM219 69V68H218ZM141 70H143L144 71V73H142V71ZM150 70V71H149ZM186 70V71H185ZM220 71H221V69H219ZM11 71H13V70H11ZM17 71V70H16ZM202 71V72H201ZM17 72H19V70L17 71ZM121 72H123V74H122V76L120 75L121 74ZM125 72V73H124ZM129 72H130V75H128L127 77H126V74L128 73L129 74ZM148 73V74H147ZM221 73V72H220ZM14 74V73H13ZM12 74V75H13ZM139 74V75H140ZM145 74H146V76H145ZM225 74V73H224ZM138 75V76H139ZM198 75V76H197ZM212 75V76H213ZM139 77V78H142V77ZM184 77H185V75H183ZM231 76V75H230ZM122 77V78H121ZM182 77V76H181ZM218 77V76H217ZM225 77V76H224ZM13 78V77H12ZM121 78V79H120ZM123 78H126V79H124V81H123ZM138 78V79H139ZM152 78H153V80H152ZM185 78H187V77H185ZM212 78V77H211ZM213 78H214V80H215V78L216 77H214L213 76ZM212 78V79H213ZM62 79V78H61ZM134 80V79H136L137 80V78L135 77V78H131V80ZM182 79H183V77H182ZM188 80L190 79L189 77L187 78ZM187 79H185V80H182V82L184 83L185 82V84L186 83H188V84H191V82L189 83L188 82V80ZM219 79V78H218ZM218 79H217V82H218ZM122 80V81H121ZM130 80V79H129ZM131 80L129 81V83H131ZM135 80V81H136ZM191 80H189V81H191ZM210 80V81H209ZM179 81V80H178ZM216 81V80H215ZM134 82V81H133ZM132 82V83H133ZM140 82V81H139ZM144 81H142V83H143ZM181 82V83H182ZM228 82V81H227ZM233 82V81H232ZM26 83H29L28 85L26 84ZM60 83V82H59ZM58 83V84H59ZM131 83V84H132ZM178 83H180V81L178 82ZM19 84H21V83H19ZM26 84V85H25ZM130 84V85H131ZM136 84H138L137 82H136ZM139 84H141V82L139 83ZM145 84V83H144ZM149 84V83H148ZM147 84V85H148ZM30 85H31V87H30ZM127 86V88H126V86ZM142 85V84H141ZM19 86V85H18ZM34 86H37V89H39V91H40V94L39 93H37V94H35V92L37 91V89H36V91L34 92V89H35V87ZM135 86V85H134ZM137 86V85H136ZM146 86V85H145ZM148 86H150V85H148ZM21 87V88H22ZM29 87V88H28ZM57 87V88H58ZM142 87V86H141ZM144 87V86H143ZM186 87V86H185ZM186 87V88H187ZM209 87V88H208ZM212 87V86H211ZM19 88V87H18ZM25 88V89H24ZM32 88V89H31ZM57 88H56V90H57ZM90 88V89H89ZM132 88V87H131ZM135 88V87H134ZM147 88V87H146ZM149 88H155L153 85L152 86H150ZM157 88V87H156ZM31 89V91H29ZM133 89V88H132ZM132 89H131V92H132ZM163 89V90H164ZM173 89L175 90V88L173 87ZM181 89H183V88H179L178 90H181ZM190 89H188V90H190ZM19 90H20V88H19ZM135 90V89H134ZM145 90V89H144ZM143 90V91H144ZM163 90L162 89H160V88H158L156 91H155V93H154V91H153V89H152V92L151 93H154L155 94V96H153L151 93L150 94H148L147 96H149V95H152L151 97L153 98V100H154V97H155V99H157V101L158 102H160V105H161V100L162 99H164V97H166L167 96V100H168V103L167 102H163L164 103V105H166L165 107L163 106V109H162V106H159V108H160V110H158L157 109V107H156V105H157V101L156 100H154V101H152V98H151V102H152V105L154 106V104L153 103H155V107L154 108H152V109H156V113H153V114H156V117L158 116L157 114H159V111H162V110H166V112L168 111L169 112V110L168 109H166L167 107H169V109H171V107H172V104H173V102H174V104L177 102V104H176V106L178 105V103H180V102H183L184 100H185V98H186V104H187V102L189 101L190 102V100H191V102H192V104H191V102L189 103L188 102V104L190 105H187L189 108H190V110H193V112H194V110H195V112L197 111V114L199 113L200 114V111H202V109H203V115L204 114H206V116L204 115V117H207V119H208V117L210 118V116L207 114V112H208V110H210L209 108H202V107H204V106H202L200 109L199 108H197V109H199V110H196V107L194 106V107H192L193 106V104H195V100H193V98L195 99V97L193 96V95H189V94H193L192 92H191V90H190V92L187 90V92H189V98L187 97V95H181V98L179 97V96H177V100L175 99V97H176V95H177V93H180V91L178 92V91H173V95H171L170 93V90L168 91L167 89H165L164 90V92H163ZM167 90V91H166ZM200 90V91H199ZM202 90V91H201ZM207 90V91H206ZM148 91V90H147ZM20 92V91H19ZM22 92V91H21ZM38 92V91H37ZM127 92H129V91H127ZM186 92V93H187ZM198 92V93H197ZM206 92H207V94H206ZM210 92H212V90L210 89ZM130 93V92H129ZM143 93V92H142ZM144 93H146V92H144ZM202 93H203V97L204 98H206V95H207V98H208V96H209V98H208V100H207V98H206V103H205V100L203 99V97H202ZM28 94V95H27ZM197 96H196V95ZM21 95V94H20ZM65 95V93L63 92V96ZM144 95V94H143ZM135 95H133V97H134ZM146 96V95H145ZM146 96V97H147ZM192 96V98L190 99V97ZM20 97V98H21ZM62 97V96H61ZM184 97V98H183ZM65 98V97H64ZM142 98V97H141ZM143 98H144V96H143ZM150 98V97H149ZM184 100H183V99ZM55 99V98H54ZM132 99V98H131ZM134 99V98H133ZM166 99H164V101L166 100ZM174 99H175V101H174ZM178 99L180 100L181 99V101H178ZM188 99H190V100H188ZM204 100V102H199L200 100ZM142 100V99H141ZM149 100H145L146 102H149ZM166 100V101H167ZM201 100V101H202ZM54 101V100H53ZM129 101V102H128ZM145 101H143V103L145 102ZM156 101V102H155ZM23 102H24V99H23ZM22 102V104H24L23 106H25V103H23ZM151 102H149V105H150V103ZM130 103H133V104H130ZM163 103H162V105H163ZM167 103V104H166ZM184 103V102H183ZM173 104V105H174ZM182 103H180L179 105H181ZM27 105V104H26ZM132 105H133V107H132ZM147 106H148V103L146 104ZM159 105V104H158ZM183 105V104H182ZM196 105V104H195ZM196 105V106H197ZM22 106V107H23ZM151 106V105H150ZM175 106V107H176ZM185 105H183V107H184ZM197 106V107H198ZM20 107H21V104H20ZM33 107V106H32ZM178 107V106H177ZM182 107V108H183ZM24 108V107H23ZM27 108V107H26ZM26 108H24V109H26ZM47 108V109H46ZM88 108H89V110L91 111V112H93V113H95V112H97V115H98V113L99 114H101V117L104 115L105 116V118L104 117H102V118H104L103 120L101 119V117L100 116H98V117H100V118H98V117H95L96 118V120L97 119H99V122H100V125H99V122H97V121H94V125H92L93 127H91L90 125L91 124H93L92 122H93V120L92 119H94V118H92V119H88V121L89 120H92V122H85V115L87 116V114H86V111L88 110ZM99 108H101V109H103V111L105 112L104 114H102L101 113V111H100V109ZM148 109H146L145 107H144V109H146L147 111L146 112H148L149 113V106L147 107ZM150 108V109H151ZM179 108V107H178ZM192 108V109H191ZM194 108V109H193ZM20 109H22V108H20ZM95 109H97V110H99V111H97V110H95ZM152 109H151V111H152ZM162 109V110H161ZM186 109V108H185ZM185 109H182V110H185ZM29 110V109H28ZM83 110H84V112H83ZM88 110V111H89ZM131 110H132V112H131ZM133 110H135L134 112H133ZM158 110V111H157ZM187 110V109H186ZM32 111V110H31ZM38 111V110H37ZM73 111V112H72ZM82 111V113H80ZM129 111H130V115L128 114L127 115V113H129ZM151 111H150V114H151ZM153 111H155V110H153ZM36 112V111H35ZM40 112V113H41ZM137 112V111H136ZM142 112H143V109H142ZM163 112V111H162ZM162 112H161V117H160V115H159V119L161 118V124L159 123V126H160V128H161V126H162V128L160 129L159 127L157 128V126L158 125H154V126H156V131L153 129V125H151V126H149L150 125V123L151 122H153L154 123V121H156V119L154 120V118H155V115L153 116V114L152 115H150V116H153V117H151V118H153V119H151L150 118V116H149V119H151V121L148 119H144L143 120V118L141 119V120H143L142 122H144L145 120H147L148 121V123H149V121H150V123H149V125L147 124H145V122H144V124H142V126L141 125H138V127L141 129V127L143 128V125H145L144 127H146V126H149V127H147V129L148 128H152L151 130H152V132H151V130H149V135H150V137H149V135L148 134H146V133H144L145 135H147L146 137H145V135L143 134V132H146V131H144V129H142L141 131H140V129H137L139 132H141L140 134V136L141 137H145L144 139H139V136L137 135V132H135V133H132V134H136L137 136H138V138H137V136L135 137L134 135H131L132 136V138H136L135 140H132V138H131V136L129 137V139L130 140H132V142L131 141H128L127 143H126V140H124V139H128V137H126V136H124L123 137V139L122 140H119V141H125V143H121V145L117 142V144L115 145V144H112L111 142L109 143L110 145L109 146H107L105 149H104V151L103 152H105V154L109 157V159H108V163L109 164H106V162H105V166H104V168L105 167H107L106 169L107 170H105L104 168V170H105V173L106 172H108V173H106L111 179H119L120 178V180L122 179V180H147V179H150V181H151V179L152 178H157V179H163V178H165V175H164V171H163V167H164V164H166L167 162V160L169 161V160H171V164H174V166H180V165H178V164H181V163H192L194 160H198L199 159V155H197V149H196V144H197V141L199 142L201 139H202V141H200V143H202L203 144V142L205 143V147H204V144L202 145H198V146H201V147H203L204 149L205 148H208L209 146H207L206 147V144L207 145H210L209 143H207V142H209V141H212L211 139L212 138H210V135H211V133L212 132H210V130H209V126H211V125H209V123H211V122H209V123H207L208 124V126H204L203 128H201V129H197V130H194V129H190V130H186V131H184V128H185V126H186V124H190L189 122H191V120H193V121H196V119L197 118H193L194 116H192V114L194 115L195 114V112L193 113L192 112V114H191V112H187L188 114H186V112H184L188 117L190 116H192L191 118L192 119H190V118H188L190 121H188V123L187 122H184L185 120H182V119H180L181 117L182 118H187L186 117V115L185 116H183V114L184 113H182V114H180L179 116H177L178 114H174L175 116H177L176 118L177 119H175V118H173V113H171L170 114V118H169V114L168 113H165V111H164V115L166 114L167 116H168V118H169V120H171L170 122H168L167 120L168 119H166V122H164V120H165V116H163L162 115ZM206 112V113H205ZM39 112H37L35 115H39L40 114ZM84 113V114H83ZM145 113V112H144ZM189 113L191 114V115H189ZM96 114V113H95ZM142 114V113H141ZM209 114H211V111H210V113ZM37 115V116H38ZM96 115V116H97ZM135 115H137V114H135ZM140 115V114H139ZM143 115V114H142ZM146 115V114H145ZM146 115V116H147ZM182 115V116H181ZM201 115V114H200ZM132 116V118H133V115H131ZM145 116V117H146ZM163 116V117H162ZM174 116V117H175ZM198 116V115H197ZM202 116V115H201ZM39 117V116H38ZM79 117H81V118H79ZM119 117V118H118ZM134 117H136V116H134ZM140 117V116H139ZM138 116H137V120L138 119H140ZM203 117V116H202ZM204 117H203V119H204ZM37 118V117H36ZM71 118V119H70ZM117 118V119H116ZM179 118V119H178ZM198 118H199V116H198ZM77 119V120H78ZM100 119H101V121H100ZM128 119V120H129ZM134 119V118H133ZM158 119V120H159ZM162 119H163V121H162ZM207 119L205 120L206 122H207ZM75 120V119H74ZM74 120H72V121H74ZM135 120V119H134ZM140 120V121H141ZM152 120H154V121H152ZM157 120V121H158ZM173 120V121H172ZM174 120L177 122V124L179 123V120H181L180 122H181V124H183V122L185 123L184 125H182L184 128H182L183 129V133L181 132L182 130L180 129H176L175 131L174 130H171V132L173 131L174 132V135H175V138L173 139V132L172 133H168V132H166L167 133V135L168 134H170V135H172V137H170L169 139H168V137L169 136H166V133L163 135L162 133H163V131H165V130H168V129H165L166 127H164V125L165 126H167V128H169L170 126H169V124H171V123H173L174 122ZM198 121H199V119H197ZM202 120V119H201ZM133 121V120H132ZM187 121V120H186ZM192 121V122H193ZM208 121H210L209 119H208ZM129 122H131V121H129ZM134 122H137V121H134ZM139 122V121H138ZM141 122V123H142ZM162 122H164V123H162ZM175 122V123H176ZM197 122V121H196ZM203 121H201V125L203 126V124H206L205 122H203ZM91 123V124H90ZM96 123H98L97 125H99V126H96ZM153 123H151V124H153ZM155 123H158V122H155ZM167 125H166V124ZM42 124V123H41ZM137 124H140V123H137ZM174 124V123H173ZM181 124H179V125H181ZM206 124V125H207ZM66 125V126H67ZM105 125V126H106ZM135 125V124H134ZM42 127L40 128V130L39 131H37L36 132V136L35 137H37V138H42L41 140H45V138H47V137H53V133H50L48 130H49V127L51 126V124H47L46 123V121H44V124H42L41 125ZM94 126H96V128L94 127ZM153 126V127H152ZM173 126V125H172ZM171 126V127H172ZM135 127H137V125H135ZM67 128V127H66ZM68 128L66 129V130H68ZM104 128V127H103ZM118 128V127H117ZM212 128V127H211ZM147 129H145V130H147ZM159 129L160 130H162V131H159ZM170 129V128H169ZM78 130V129H77ZM76 130V132H79V130L77 131ZM106 130V129H105ZM112 129H110V131H111ZM114 130V129H113ZM112 130V131H113ZM178 130L182 133V136L180 135V133H179V135H180V138H178L179 136H176V135H178L177 133H178ZM108 131H109V128H108ZM114 131H116V130H114ZM143 131V132H142ZM158 131V133H156ZM169 131V130H168ZM84 132V134H82ZM148 132V131H147ZM159 132H162V133H159ZM86 133V134H85ZM112 133V132H111ZM157 134V135H155L154 136V134ZM67 134H69V135H67ZM74 134H76L75 133V130H74ZM102 134H103V132H102ZM106 134V133H105ZM116 134V133H115ZM158 134H160L159 136H158ZM104 135V134H103ZM128 135H130V134H128ZM143 135V136H142ZM100 136V135H99ZM158 136V138H156ZM165 136H166V138H165ZM56 137V136H55ZM62 137V136H61ZM105 137V136H104ZM126 137V138H125ZM152 137H154V139L153 140H156V139H158L156 142L154 141V142H152L153 140H152ZM93 138V139H92ZM159 138H161V140L159 139ZM163 138V139H162ZM176 138H178L177 140H178V142L176 143V145L175 146H170L169 145V143H167V148H165V145L164 144H157V142H160V141H164L165 139H167L166 141L168 142L170 139L171 140H176ZM208 138H209V141H208ZM35 139V138H34ZM117 139L118 138H116V141H117ZM119 139H121L120 137H119ZM138 139V140H137ZM199 139V140H198ZM100 140V139H99ZM160 140V141H159ZM170 140V141H171ZM37 141V140H36ZM101 141V140H100ZM112 142H115L114 140H112ZM151 142V143H150ZM99 143V142H98ZM153 143H156L155 145H153ZM69 144L71 145V146H69ZM84 144H85V146H84ZM119 144V145H118ZM164 145V146H163ZM68 146H69V148H68ZM82 146V147H81ZM171 147V149L169 150V148ZM200 147V148H201ZM211 148V147H210ZM209 148V149H210ZM67 149H69V150H74L72 153L75 155L76 154V156H75V158H77L78 156L80 157L81 156V154L80 153H82V156L79 158V160H78V158H77V160L75 161V159L73 160V156L74 155H72V153H71V151H68ZM209 149H207V151L209 150ZM79 150H81V151H79ZM101 150V149H100ZM167 150H169L168 152H167ZM80 152V153H79ZM85 152V153H84ZM80 155H79V154ZM165 153H167V157H168V159L166 158V157H164L165 156ZM208 153H210L211 154V150H209L208 151ZM69 154H71L70 156H71V161H72V165L70 164V160L68 159L69 158V156L68 155ZM78 154V155H77ZM100 155V156H99ZM129 155H131V156H135V157H131V156H129ZM197 155V156H196ZM68 156V157H67ZM88 157V158H93V157ZM107 156H106V160H107ZM130 157L132 160L131 161H127L128 163V165H126L125 164V159L127 158V157ZM207 156L208 155H206L205 157L207 158ZM105 157V156H104ZM196 157L198 158V159H196ZM163 158L165 159V160H163ZM99 159V158H98ZM100 159H101V157H100ZM103 159V158H102ZM69 160V161H68ZM97 160V159H96ZM115 160H117V161H120V165L119 164H117V163H114V161ZM74 161H75V163H74ZM100 161V160H99ZM99 161H97V162H99ZM200 160H198L197 162H199ZM80 162H79V164L78 165H80ZM97 162H95L96 163V165L98 166V163ZM164 162V163H163ZM166 162V163H165ZM210 161L208 160V162L206 163L207 165H210L211 163H209ZM163 163V164H162ZM175 163H176V165H175ZM209 163V164H208ZM183 164H181V165H183ZM199 164H201V161L199 162ZM198 163H196L195 165H193V166H196V167H200V166H203L204 165V168H205V164H203L202 163V165H199ZM96 165H94L93 164V166H96ZM99 165H101L102 166V163L100 164L99 163ZM169 165V162H168V164H166L165 166H168ZM185 165V164H184ZM207 165H206V167H207ZM170 166V165H169ZM168 166V168H170ZM74 167H72L73 169H75ZM173 167V166H172ZM71 168V169H72ZM177 168V167H176ZM173 169V168H172ZM170 170V169H169ZM173 171V170H172ZM201 171V170H200ZM177 172V171H176ZM104 173V172H103ZM115 173H117L116 175H114ZM180 173V172H179ZM178 173V174H179ZM191 173V172H190ZM205 173H207V172H205ZM104 175V174H103ZM106 175V176H107ZM170 175H172L171 173L169 174V176H168V174H167V177H170ZM189 175V173L187 174V176ZM102 176V175H101ZM186 176V179L187 178H192V176H191V174L189 175V177H187ZM191 176V177H190ZM166 177V178H167ZM181 177V176H180ZM185 177V176H184ZM176 179H178V178H176ZM176 179H174L173 178V180H176ZM203 179V178H202ZM154 179H152V181H153ZM182 180H183V178H182ZM185 180V179H184ZM192 180V179H191ZM6 182H5V185H7V182L9 181V179H7L6 178V180H5ZM178 181V180H177ZM154 182V181H153ZM175 182V181H174ZM190 182V181H189ZM132 183H135L134 181L132 182ZM148 183H150V182H148ZM148 183H146V184H148ZM152 183V182H151ZM140 184V183H139ZM141 184H143V183H141ZM140 184V185H141ZM144 184H145V182H144ZM150 185V184H149ZM147 186V185H146ZM5 187H7V186H5ZM151 195H152V197H154V198H157L158 196H160L161 194H162V192H159V190H154L152 193H150ZM155 196H157V197H155ZM5 240H6V236L4 235V234H2V233H0V264H6L7 263V258H8V246L7 245H4L3 243L5 242Z\"/></svg>","mask_w":264,"mask_h":264}]
</instances>
